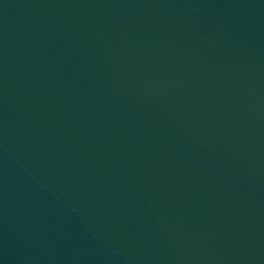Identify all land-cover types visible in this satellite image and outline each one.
<instances>
[{
  "label": "water",
  "instance_id": "95a60500",
  "mask_svg": "<svg viewBox=\"0 0 264 264\" xmlns=\"http://www.w3.org/2000/svg\"><path fill=\"white\" fill-rule=\"evenodd\" d=\"M0 264H264V0H0Z\"/></svg>",
  "mask_w": 264,
  "mask_h": 264
}]
</instances>
